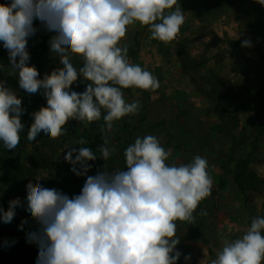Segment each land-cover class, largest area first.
Listing matches in <instances>:
<instances>
[{
	"label": "clouds",
	"instance_id": "9594fccd",
	"mask_svg": "<svg viewBox=\"0 0 264 264\" xmlns=\"http://www.w3.org/2000/svg\"><path fill=\"white\" fill-rule=\"evenodd\" d=\"M264 5V0H258ZM39 19L55 32L50 50L58 54L62 68L41 79L35 66H28V40L35 35ZM149 26L150 38L164 43L175 40L185 23L179 0H11L0 3V42L18 71L19 86L28 94L43 89L47 106L33 114L27 139L43 132L51 139L66 134L69 120L105 122L101 131L111 132L113 122L139 112V101L126 102L122 88L155 91L160 82L151 72L131 64L128 48L121 47L128 26ZM242 46H251L243 41ZM69 53L79 54L84 66L77 69ZM90 81L86 90L71 86L80 78ZM0 81V141L15 149L24 129L22 99ZM77 143L87 141L81 138ZM100 148L107 160L113 149ZM127 169L87 176L97 155L89 147L70 148L64 159L77 176H87L81 193L70 198L61 191L29 181L26 211L39 224L26 233V240L39 249L36 264H177L182 253L176 246V221L193 223V213L211 194L213 180L208 161L199 155L187 165H168L172 155L153 135L137 137L125 152ZM19 197L9 201L0 220L10 224ZM206 215V213H202ZM26 220L21 222L23 230ZM264 217H254L246 234L223 241L222 251L211 264H264ZM190 260V255L185 257Z\"/></svg>",
	"mask_w": 264,
	"mask_h": 264
},
{
	"label": "rangeland",
	"instance_id": "374dc122",
	"mask_svg": "<svg viewBox=\"0 0 264 264\" xmlns=\"http://www.w3.org/2000/svg\"><path fill=\"white\" fill-rule=\"evenodd\" d=\"M190 2L192 6H181L185 23L170 43L151 39L149 26L139 22L128 26L120 46L131 49L129 62L151 72L160 87L155 91L121 89L126 102L139 101L140 108L138 114L114 121L111 132L103 131L109 140L107 146L113 149L107 160L100 153L104 137L96 143H77L91 123L76 120V132L66 124V134L55 140L43 132L35 141L27 139L33 114L46 107L47 100L43 89L28 94L20 88L18 71L12 68L9 53L0 42V81H6V86L22 99L25 110L18 146L8 150L0 141V176L5 169L11 173L10 179L0 180V207L7 211L9 201L17 197L24 205L17 207L10 224L0 220V264L37 262L38 247L26 240V233L40 227L25 210L29 181L72 198L81 193L87 176L126 170V148L137 137L147 135L156 136L165 150H171L166 162L170 166L190 164L197 155L206 158L213 180L211 194L193 213L194 222H175L180 238L176 248L182 253L177 264H211L222 251L224 240L242 238L254 217H264V182L259 191L249 189L245 193L233 177L236 164L244 159L264 181V5L258 0ZM39 22L33 21L37 31L29 38L27 50L28 66H35L42 79L63 65L58 54L50 50L49 41L56 33L45 27L50 34L47 38ZM245 40L251 46H242ZM69 56L79 71L82 56ZM37 57L40 61L35 60ZM86 86L83 84V88ZM71 88L84 91L77 85ZM105 114L102 109L101 119L95 121L103 127ZM80 147H89L97 155L95 161H89L92 167L87 176H77L64 159L70 148ZM100 164L103 167L99 170ZM24 220L27 223L20 230ZM189 255L190 260H186Z\"/></svg>",
	"mask_w": 264,
	"mask_h": 264
},
{
	"label": "trees",
	"instance_id": "16d2710c",
	"mask_svg": "<svg viewBox=\"0 0 264 264\" xmlns=\"http://www.w3.org/2000/svg\"><path fill=\"white\" fill-rule=\"evenodd\" d=\"M41 27V32L44 36L47 38L50 37V34L46 33L45 25L41 23V21L38 23ZM32 42V41H30ZM131 52V49L128 48V54ZM35 60L40 61V59L37 57ZM82 61L78 60V63H81V65L84 66V59L82 57ZM77 63V61L75 60ZM80 79V80H79ZM73 85H77V88L82 87V90H86V88H83V84H88L90 81L85 80L82 78V76L79 78ZM81 85V86H80ZM123 89V88H122ZM81 91V89H79ZM78 90V91H79ZM241 95H243L241 93ZM245 95V94H244ZM248 97V96H246ZM28 119V118H27ZM67 125L72 129L73 132H76V120L72 119L69 120ZM26 126L27 125L26 123ZM90 129H86L89 127H86L85 130L87 131L86 134H82L83 139L86 141H91L93 140L94 143L98 142L100 138L104 137L103 132L101 129L103 126L101 125V122H92L89 124ZM91 130V131H90ZM87 135V136H86ZM104 164V163H103ZM103 164H100L99 167H97L99 170L100 168L103 167ZM233 177L236 182V184L239 186L241 191L247 192L249 189H255V190H260L262 184H263V179L249 166V162L247 160L241 159L237 164L236 167L233 171ZM11 178V173L7 169L4 170V173L2 176H0V180H7Z\"/></svg>",
	"mask_w": 264,
	"mask_h": 264
},
{
	"label": "crops",
	"instance_id": "0c3cea01",
	"mask_svg": "<svg viewBox=\"0 0 264 264\" xmlns=\"http://www.w3.org/2000/svg\"><path fill=\"white\" fill-rule=\"evenodd\" d=\"M190 1H194V0H179V4H180V6H182L183 4H189L192 6ZM203 6H205V5L203 4Z\"/></svg>",
	"mask_w": 264,
	"mask_h": 264
}]
</instances>
